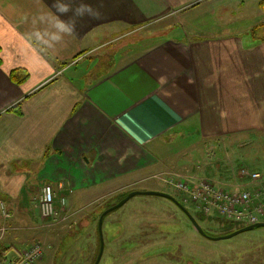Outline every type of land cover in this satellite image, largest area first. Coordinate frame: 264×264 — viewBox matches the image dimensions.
<instances>
[{
	"label": "crops",
	"instance_id": "1",
	"mask_svg": "<svg viewBox=\"0 0 264 264\" xmlns=\"http://www.w3.org/2000/svg\"><path fill=\"white\" fill-rule=\"evenodd\" d=\"M262 1L0 0V249L12 243L7 221L15 230L41 219L42 186L72 211L164 192L181 178V164L171 163L184 142L209 141L213 155L220 148L224 183L203 180L233 191V170L245 160L235 145L264 158V36L256 35L264 20L253 16ZM141 30L161 31L153 42L145 33L127 39ZM86 62L92 67L81 68ZM15 70L28 79L16 83ZM17 105L21 115L10 111ZM152 180L165 186L137 189Z\"/></svg>",
	"mask_w": 264,
	"mask_h": 264
},
{
	"label": "rangeland",
	"instance_id": "2",
	"mask_svg": "<svg viewBox=\"0 0 264 264\" xmlns=\"http://www.w3.org/2000/svg\"><path fill=\"white\" fill-rule=\"evenodd\" d=\"M249 11L251 13V10ZM253 13L256 19L264 20V9L254 6ZM157 31L161 30H141L131 34L127 39L138 41L142 37L140 34L144 35L145 33V38L154 35ZM164 33L170 34V30L167 29ZM256 35L264 36V28L259 29ZM256 35L253 33L250 37L253 39ZM149 38H152V36ZM118 39L120 40L121 38ZM127 39H124L123 42ZM111 60V58L107 59L106 62L110 63ZM91 65V63L86 62L81 65V68L92 67ZM193 135H195V141L199 139L198 133ZM240 136L237 143L240 141ZM188 142L190 143L191 140H188ZM259 142L257 141V143ZM257 143L253 145V148H247L246 151L258 150L259 145ZM186 144V142L177 144L178 147H181V156H177L180 154L178 153L172 158V160L174 158L175 160L171 165L181 164L182 174L179 177L184 180L195 178L196 181L194 182L197 183L203 180L204 177H217L222 173L223 164L221 165V163L225 155L220 148L219 152H217L219 154L213 155V150L211 151L213 148L209 147L213 143L209 141H205L203 146L200 144L188 148H186ZM171 148L173 150L175 148L174 145ZM234 148L238 150V154L245 156V160H243L244 166L233 170L237 172L236 176L231 179L232 181L229 180L231 181L230 183H234L233 191L244 189L247 183L239 176L242 168L248 169L249 172L258 171L256 173L264 176V158H259L258 161H255L257 154L244 155L245 150L243 151L242 148L238 147V144ZM217 163L220 164V167L215 166ZM207 166H212L213 173L211 170L206 171ZM225 170H228V167ZM176 179L177 177L173 176L172 180ZM221 180L222 178L216 181L221 182ZM157 184H161V182L152 180L149 183L138 185L137 189H154L155 186H159ZM218 185L221 186L220 184ZM162 186L163 184L159 187ZM163 190V193L169 194L181 204V196L176 189L167 186ZM128 195L122 196V194H119L108 196L99 202L90 201V207L81 211H72L68 207L69 212L65 220L45 222L37 216L38 223L33 227L30 226V222L28 223L25 218L22 226L13 230V227L9 228L10 224L8 225L7 221L3 228H6L8 233L6 236H10L12 239V243L7 242L10 246L9 250L10 252L12 251V255L16 252L22 253L28 246L40 243L44 246L45 251L43 259L38 264H94L98 252L97 223L100 214L106 208L118 205ZM102 204V211H100L101 209L97 210ZM186 207L191 215L196 218L205 233L221 238L228 232L229 229L227 230L225 227L229 225L227 221L218 220L214 217L202 220L200 219L202 216H200L196 208L187 205ZM6 211L8 210L6 209ZM35 214L37 215V213ZM239 227V225H233L234 230ZM103 238L104 253L100 264H183L184 262L182 261L192 254H195L200 261L208 263V257L218 256L221 252L237 253L246 249V251L254 252L255 245L264 242V228L254 229L229 240L211 241L195 229L189 218L172 200L152 195H137L122 207L107 215L103 223ZM6 246L8 245L3 244L2 248Z\"/></svg>",
	"mask_w": 264,
	"mask_h": 264
},
{
	"label": "built area",
	"instance_id": "3",
	"mask_svg": "<svg viewBox=\"0 0 264 264\" xmlns=\"http://www.w3.org/2000/svg\"><path fill=\"white\" fill-rule=\"evenodd\" d=\"M239 176L247 183L244 189L235 191L218 187L210 180L195 183L193 180L170 178L167 185L177 190L184 204L195 207L205 216H216L237 224H258L264 220V176L246 168L240 170ZM35 203L45 222L65 220L69 212L67 199L58 201L52 185H44L38 190ZM1 211L5 220L11 218L4 204ZM5 231L3 228L2 232ZM44 251V246L34 243L20 254L19 260H7L3 264H38Z\"/></svg>",
	"mask_w": 264,
	"mask_h": 264
},
{
	"label": "flooded vegetation",
	"instance_id": "4",
	"mask_svg": "<svg viewBox=\"0 0 264 264\" xmlns=\"http://www.w3.org/2000/svg\"><path fill=\"white\" fill-rule=\"evenodd\" d=\"M258 224H260V227H257L255 229L264 228V220H262ZM239 226L240 227L237 228V229H235V230L234 229H231V230H234V231L232 233L225 234V236L231 235V234H233V233H235L237 231L243 230V229L248 228V227H251L253 225H245V226L239 225ZM228 229L229 228H227V230ZM250 231H252V230H250ZM250 231H247V232H250ZM244 233H246V232H244ZM207 235L210 238H207V237L206 238L209 239V240H211V241H216V239H218V237H219V236H212L210 234H207ZM234 237H236V236H234ZM234 237H232V238H234ZM232 238H230V239H232ZM227 240H229V239H227ZM258 245H260V246L258 247ZM244 248H246V247H244ZM263 248H264V242L261 243V244L257 243L255 245L254 252H252V251H246L247 249L246 250H241V251H239L237 253L236 252H229V253H227V252H221L218 256L208 257V259H209L208 260V263L207 262L200 261L199 259L196 258L197 256L195 254L194 255L192 254L190 256H187L185 258V260L182 261V262H184L183 264H264V250H263Z\"/></svg>",
	"mask_w": 264,
	"mask_h": 264
},
{
	"label": "water",
	"instance_id": "5",
	"mask_svg": "<svg viewBox=\"0 0 264 264\" xmlns=\"http://www.w3.org/2000/svg\"><path fill=\"white\" fill-rule=\"evenodd\" d=\"M137 195H148V196H156V197H160V198H166V199H170L172 200L177 206L178 208H180L185 214L186 216L189 218V220L192 222L193 226L195 227V229L200 233L202 234L203 236L207 237V238H210L203 230L202 228L199 226L198 222L196 221V219L190 214V212L184 207L182 206L180 203H178L172 196H170L169 194L167 193H162V192H132L131 194H129L127 196V198H125L122 202H120L118 205L106 210L100 217L99 219V236H100V242H101V247H100V252H99V255L97 257V260L95 262V264H100L101 260H102V257H103V253H104V238H103V223H104V220L106 218V216L111 213L112 211L122 207L125 203H127L130 199H132L133 197L137 196ZM257 227H260V224L258 225H255V226H251V227H248V228H245L243 230H240V231H237L231 235H228V236H224V237H221V238H218L216 240H220V239H230L234 236H237L239 234H242L244 232H247V231H250V230H253Z\"/></svg>",
	"mask_w": 264,
	"mask_h": 264
},
{
	"label": "trees",
	"instance_id": "6",
	"mask_svg": "<svg viewBox=\"0 0 264 264\" xmlns=\"http://www.w3.org/2000/svg\"><path fill=\"white\" fill-rule=\"evenodd\" d=\"M260 6L264 9V0L261 2ZM2 64H3V61H2V58H1V48H0V68L2 67ZM66 65L67 64H63L62 66L65 67ZM23 73L24 72L21 71V70H15L11 74L12 80H14L16 83H19V84L24 83L28 79V76H22ZM10 111L16 113L17 115H21L22 114L21 109H20V105L14 106L13 108L10 109ZM102 213L100 214V216L102 215ZM200 216H202V217H200V219H202V220L208 219L205 216H203L202 214H200ZM227 223H229V222H227ZM233 225L234 224L229 223L228 226H225L226 228H229V231L226 234L232 233L234 231V230H231V229H233ZM97 234H98V250H97L98 252H97V256L95 258V262L97 260L98 255H99L100 247H101V242H100V237H99V219H98V223H97ZM207 234H209V233H207ZM9 254H10V250L9 249H5V248L4 249H0V264H3L6 260L9 259ZM95 262H94V264H95Z\"/></svg>",
	"mask_w": 264,
	"mask_h": 264
},
{
	"label": "clouds",
	"instance_id": "7",
	"mask_svg": "<svg viewBox=\"0 0 264 264\" xmlns=\"http://www.w3.org/2000/svg\"><path fill=\"white\" fill-rule=\"evenodd\" d=\"M66 10H67V9H65V11H66ZM59 27H60V30L63 31V32H67L68 34H71V33H72V29L69 28V27H67V26L64 25L63 23H61V24L59 25ZM53 39H59V37H58V36H54Z\"/></svg>",
	"mask_w": 264,
	"mask_h": 264
}]
</instances>
